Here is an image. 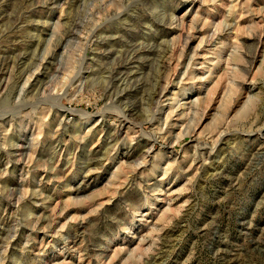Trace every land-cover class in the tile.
<instances>
[{
  "label": "rangeland",
  "instance_id": "rangeland-1",
  "mask_svg": "<svg viewBox=\"0 0 264 264\" xmlns=\"http://www.w3.org/2000/svg\"><path fill=\"white\" fill-rule=\"evenodd\" d=\"M130 37L154 53L125 110L95 73ZM23 56L0 71V264H264V0H0V63Z\"/></svg>",
  "mask_w": 264,
  "mask_h": 264
},
{
  "label": "bare ground",
  "instance_id": "bare-ground-1",
  "mask_svg": "<svg viewBox=\"0 0 264 264\" xmlns=\"http://www.w3.org/2000/svg\"><path fill=\"white\" fill-rule=\"evenodd\" d=\"M138 1V0H137ZM148 3V2H147ZM32 13V12H31ZM33 14V13H32ZM31 14V15H32ZM35 14V12H34ZM124 15V14H123ZM128 15V14H127ZM121 16V15H118V17ZM129 16V15H128ZM30 17V16H29ZM164 16L159 18L161 20L164 21ZM126 19V18H125ZM152 19V18H151ZM150 18L147 17H143V18H140L138 21L134 22L135 25H138V24H141L143 26V24H147V23H150V21L152 22ZM13 20V19H12ZM120 20V19H119ZM136 20V19H135ZM124 21V20H123ZM122 21V22H123ZM126 21V20H125ZM129 21V20H128ZM140 21L142 23H140ZM114 23V22H113ZM72 28L74 29H79V25L77 24H72L71 25ZM121 27V26H120ZM71 28V29H72ZM109 28V27H108ZM122 31V30H121ZM128 33V30L125 31V32H122L121 34L122 35H127ZM130 33V32H129ZM128 33V34H129ZM94 34V33H93ZM120 34V35H121ZM116 36V35H115ZM129 36V35H128ZM105 37V36H104ZM119 39V38H118ZM131 39V40H130ZM139 39V38H138ZM129 42L128 43H125V42H120L116 39H112V38H107L105 40H103L102 42L100 41L98 44H99V48L101 50V59H103L105 62H110V61H113V60H117V62H115V66H114V69H112L110 72H108V68L107 66H100L98 70H96V73L95 74H106L108 75V79H109V82L111 84V88L108 89V97L109 98H113L114 99V103L115 105H119V106H124L125 103H127L129 101V99H131L130 97V94H128L127 92L129 91L127 88L130 87V85H132L133 83L136 84L134 86V88L136 87L137 90L138 88H140L139 86V82L137 78V80H133L130 75L131 73L128 72V66L129 64H132L134 62L138 60H141L142 59V56H151L153 55L154 53V50L153 48H143L142 46H138V42L135 40L132 39V37L129 38ZM142 43V42H141ZM61 45V44H60ZM95 52V51H94ZM158 53V52H157ZM160 54V53H158ZM98 55V54H97ZM157 55V54H156ZM155 55V56H156ZM165 55V54H164ZM158 56V55H157ZM160 56V55H159ZM30 58V57H29ZM159 58V57H158ZM9 59V58H8ZM16 59V58H15ZM27 58L24 56L19 58L18 61H14V62H9V61H1L2 63H0L1 67L0 68V71H3L5 70V68L7 66H9L10 64H12L13 66H17L19 67V69L21 68H24L23 66H25V62L28 61V59L26 60ZM144 59V58H143ZM142 59V61H143ZM155 59V57H154ZM149 60V58H148ZM147 60V61H148ZM141 61V62H142ZM161 62V61H160ZM165 62V60H164ZM163 63V62H162ZM166 63V62H165ZM35 64V63H34ZM103 64V63H102ZM144 64V63H143ZM146 64V63H145ZM160 64V63H159ZM106 65V64H105ZM113 65V64H112ZM165 65V64H164ZM137 66V65H136ZM162 66V65H161ZM135 67V66H134ZM20 69V70H21ZM141 68H139L140 70ZM139 70H137L139 72ZM23 72V70H22ZM21 72V73H22ZM95 72V71H94ZM93 72V73H94ZM2 73H0V75H3ZM82 74V73H81ZM21 76V75H20ZM100 76V75H99ZM1 77V76H0ZM105 77V76H104ZM32 79V76L30 77ZM101 79V78H100ZM29 80V79H28ZM100 81V80H99ZM39 82V79H38V76L35 77V79L32 81H28L27 84H25L26 86L28 85L27 87V90L26 92L27 93H24V94H30V93H33V91L36 89V86H37V83ZM137 82V83H135ZM141 83V82H140ZM109 85V84H108ZM5 86V85H4ZM25 86V88H26ZM145 88V87H144ZM160 88V87H158ZM130 89V88H129ZM44 90V89H43ZM128 90V91H127ZM140 90V89H139ZM25 91V90H23ZM46 91V90H45ZM44 95V93H43ZM163 97V93L158 90L156 91V94L154 95V97L152 98L155 101H157L158 99H161ZM159 101V100H158ZM129 103V102H128ZM155 105V104H154ZM131 103L130 105L127 107L124 106V109L126 110L127 108L130 110L131 108ZM134 107V106H133ZM124 110V111H125ZM128 110V111H129ZM21 111V110H20ZM128 111H125V112H128ZM64 113H67L64 112ZM66 115V114H65ZM128 117V116H127ZM121 126V125H120ZM118 127V126H117ZM120 128V127H119ZM123 128V127H122ZM102 129V128H101ZM106 129V128H105ZM118 129V128H117ZM103 130V129H102ZM122 130V129H121ZM121 130L117 131V136L119 137L122 132ZM63 135V134H62ZM111 139V138H110ZM116 141V140H115ZM93 159H94V156H93ZM9 161V160H8Z\"/></svg>",
  "mask_w": 264,
  "mask_h": 264
}]
</instances>
